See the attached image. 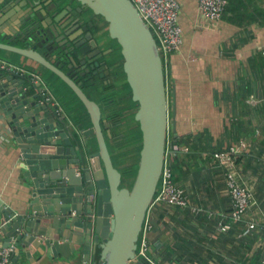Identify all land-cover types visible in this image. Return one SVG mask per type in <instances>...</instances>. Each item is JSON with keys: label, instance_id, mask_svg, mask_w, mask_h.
<instances>
[{"label": "water", "instance_id": "obj_1", "mask_svg": "<svg viewBox=\"0 0 264 264\" xmlns=\"http://www.w3.org/2000/svg\"><path fill=\"white\" fill-rule=\"evenodd\" d=\"M68 1L51 6L49 0H0V60L18 66L8 56L13 55L38 64L45 70L41 74L57 76L91 120L90 127H82L59 101L44 102L43 85L53 90L43 75L34 82L38 70L23 63L24 75L0 69V118L20 151L30 192L22 211L0 198V235L7 238L2 245L15 240V253L22 250L31 261L38 251L43 258L61 254L81 264H130L166 163V67L153 31L132 0H75L76 9L71 3L62 9ZM85 7L108 23L110 37L121 46L132 100L138 103L142 148L132 188L123 185V173L115 166L104 107L84 88L82 78L91 65L95 77L110 73L105 40L89 31L81 16ZM66 12L73 15L68 22ZM91 137L98 151L88 142Z\"/></svg>", "mask_w": 264, "mask_h": 264}, {"label": "crops", "instance_id": "obj_2", "mask_svg": "<svg viewBox=\"0 0 264 264\" xmlns=\"http://www.w3.org/2000/svg\"><path fill=\"white\" fill-rule=\"evenodd\" d=\"M179 1L184 44L179 52L171 54L166 67L168 140L179 137L184 141L193 135L208 150L193 158L186 155L193 150L182 151L171 157L170 162L176 164L179 159L184 162L183 176L180 168H175L180 178L178 183L195 205L204 210L196 213L191 209L156 204L150 215L154 224L151 251L163 264L165 247L174 245L177 235H181L188 242L206 246V250L189 246L192 249L189 258L195 260L190 264H261L264 259V196L261 192L264 190V56L261 54L264 0H238L244 17L236 19L230 11L219 21L201 17L199 0ZM8 56L18 60L17 65L24 71L23 64L38 70L32 77L43 79L41 73L45 71L38 64ZM108 79L107 74L101 77L104 84ZM86 92L100 101L101 96L91 87H87ZM53 93L62 103V98ZM251 99L253 103L248 102ZM7 129L0 118V198L13 209L22 211L29 203L30 192L24 185L20 151L14 147ZM241 141H246L247 148L240 156L238 171L242 182L252 188L255 200L247 220L259 222V228L247 237L241 236L245 222L234 232L222 234L216 229L218 219L229 215L232 203L223 170L213 153L230 150ZM88 142L93 151H98L93 137ZM6 239L0 235V245ZM32 257L34 260H29L21 250L20 254H14L12 264H81L61 254L43 258L37 251Z\"/></svg>", "mask_w": 264, "mask_h": 264}, {"label": "built area", "instance_id": "obj_3", "mask_svg": "<svg viewBox=\"0 0 264 264\" xmlns=\"http://www.w3.org/2000/svg\"><path fill=\"white\" fill-rule=\"evenodd\" d=\"M153 31L162 54L163 60L169 62L173 53L179 52L184 44L183 29L180 25L181 4L179 0H132ZM230 0H199V11L203 19L208 21H219L223 19ZM261 54L264 56V47L261 48ZM0 69L14 71L22 75L25 71L18 66L0 60ZM42 81L40 76H35L34 82ZM43 101L57 105L58 101L54 93L48 86L43 85ZM248 102L253 103L254 100ZM247 148L246 141L230 150L218 151L213 154L216 163L223 170L226 190L231 198L232 209L229 215L220 217L216 222L218 233H227L234 226L246 223L241 236L247 237L254 230L259 228V222L256 219L247 220L248 212L255 204L253 190L244 184L238 171V159ZM188 147H180L172 144L168 140L166 163L160 180L159 189L149 209L145 220L144 228L141 233L136 259L130 264H137L139 261L146 260L151 264H162L156 260L151 251L150 235L154 230V224L151 221V210L156 204H163L168 207L181 209H191L193 212L200 213L204 209L195 205L186 189L175 181L174 171L170 165V159L179 151H188ZM1 233V228H0ZM17 250L16 241L4 247L0 245V264H12V259ZM173 264H178L174 262ZM261 264H264V259Z\"/></svg>", "mask_w": 264, "mask_h": 264}, {"label": "trees", "instance_id": "obj_4", "mask_svg": "<svg viewBox=\"0 0 264 264\" xmlns=\"http://www.w3.org/2000/svg\"><path fill=\"white\" fill-rule=\"evenodd\" d=\"M238 2H239L238 0H230L224 16L227 14V12L231 11L234 13L233 16H235L236 19H240V17H244V15H241L242 12H241V9L239 10ZM42 75L44 76L43 78L45 79L47 84L51 87V89L58 96H60V98H62V104L64 108L67 109L68 112L73 115V118L75 119V121L81 124L82 127L91 126V120H90L89 114L85 106L80 101V99L75 95V93L61 79H59L57 76L53 75L52 73H50L51 75L50 77L47 74H42ZM87 87H91L92 89H94L96 94L101 96V98L99 99L100 101L98 102L102 104L104 109L105 108L107 109V107H110V112H111L110 122H113L115 124V129L114 131H112V136L107 138L108 144L110 145V142H111L115 146V150L111 151L112 149H110V151H111L113 160H114V156H117L118 158V162L116 163L114 160V163H115V166L119 168V170L123 173V185L128 186V187H130L131 185L130 188H132L134 181L136 179L137 173H138L140 151L142 148V131L140 129L139 123L134 120V116H132V120H128L129 117L127 116L125 117L122 116L123 115L122 111L124 109L130 110V109H134L137 106V103L132 101L130 86L127 84V89L125 91V94L118 101L113 99L114 98L113 95L107 94L108 87L106 84H104L101 81V78L99 77H95L93 82L91 81V82L86 83V85H84V88L86 91H87ZM88 95L90 96V98H92V96L89 93ZM110 99H113V102L111 104L109 103ZM93 140L97 143L95 137H93ZM169 141L172 144L175 143L178 145L180 144H188L189 146L192 145L193 147L190 146V148L189 147L188 148L193 150V152L186 154L190 158H193L196 155L200 154L201 151L203 152L205 150L206 151L208 150L207 146L203 147L201 145V142L197 141V137L193 135H189L187 138H185L184 141L179 139V137L176 140L171 139ZM96 150H98V144H96ZM180 152L182 151H179L178 153ZM215 152H218V151H214V153ZM239 159H241V157H239ZM239 159H238V162H239ZM174 162L171 161L170 165L172 169H174L173 171H174L175 181L178 182L180 178L177 177L175 168L176 170L177 168H180L181 175L183 176V174H185L183 167H182L184 162L181 161L180 159L178 160V163L176 162V164H174ZM261 192H262V196H264V190ZM239 225L240 224L238 225L236 224L231 231L233 232L237 231L239 229ZM176 239L177 241L174 243V245H171L170 247H167V248L165 247V250L163 253L164 255L163 264L165 263L173 264L174 262L178 264H190L189 262L195 261L194 258L193 260H190L189 258L190 257L189 253L192 249H198V248L202 249L203 247L206 250L205 245L201 246V245L188 242V240L185 239L184 237H181V235H177ZM140 243H141V239L139 241V244ZM189 246L193 248L190 250ZM141 261L143 262V264H151L148 261L143 260V259ZM199 261L201 263L200 259Z\"/></svg>", "mask_w": 264, "mask_h": 264}, {"label": "flooded vegetation", "instance_id": "obj_5", "mask_svg": "<svg viewBox=\"0 0 264 264\" xmlns=\"http://www.w3.org/2000/svg\"><path fill=\"white\" fill-rule=\"evenodd\" d=\"M49 1H51L50 5L53 6L54 3L58 4L62 0H49ZM69 3H71V6L74 9H76V7L79 6V4L75 0H69L68 3H65V5L62 6L63 7L62 9L66 10L67 6L70 5ZM83 13L84 14H82L81 16L84 15V18L86 19L85 24L90 25L89 31H91L95 35L96 38H100L102 40H105V44H107L106 48H104V51H108V55L106 56V60H107L108 66H109L108 70L110 71V73L108 74L109 79H108V82L106 84L108 87L107 94L113 95L114 97L116 94H120V93H122L124 95L125 91L127 89L128 82H127L126 74H125L124 69H123L124 57L122 55L121 46L119 45V43L116 40H114L110 37L109 30H108L109 25L106 21H104V19L102 17L95 15L91 11V9H89L88 7H85ZM65 17L67 18L66 22H68L73 18V15H71V13L66 12ZM91 24H92V26H91ZM77 33H78V31H77ZM117 60L119 61V63L114 64ZM90 68H91L90 73H88L85 77L82 78V80L84 81V85H86V83H88V82L94 81L95 68H93L92 65ZM82 71L83 70H81L80 72H82ZM131 98H132V90H131ZM109 101H110L109 103L111 104L113 102V99H110ZM110 104H108V105H110ZM137 110H138V103L134 109H130V110L124 109L122 111L123 112L122 116L129 117L128 120H132V116H134V120H135V114H136ZM110 117H111L110 107H107V109L106 108L104 109V119L108 120V122L110 123V129L112 132L115 129V124L113 122H110ZM123 123H125V122H123ZM139 126H140V124H139ZM115 141H116V139H115Z\"/></svg>", "mask_w": 264, "mask_h": 264}, {"label": "rangeland", "instance_id": "obj_6", "mask_svg": "<svg viewBox=\"0 0 264 264\" xmlns=\"http://www.w3.org/2000/svg\"><path fill=\"white\" fill-rule=\"evenodd\" d=\"M165 65L167 67L168 63H166ZM122 97H123V94L120 93V94H116L113 99H115L116 101H118ZM109 146H110V149H112L111 151H114L115 150V146L111 142H110V145ZM114 160H115L116 163L118 162L117 156H114ZM130 187H131V185H130Z\"/></svg>", "mask_w": 264, "mask_h": 264}, {"label": "bare ground", "instance_id": "obj_7", "mask_svg": "<svg viewBox=\"0 0 264 264\" xmlns=\"http://www.w3.org/2000/svg\"><path fill=\"white\" fill-rule=\"evenodd\" d=\"M182 13V12H181ZM181 17V16H180ZM164 61V60H163ZM164 64H165V62H164ZM165 67H166V65H165ZM167 148H168V145H167ZM160 185V184H159ZM159 189V188H158Z\"/></svg>", "mask_w": 264, "mask_h": 264}]
</instances>
